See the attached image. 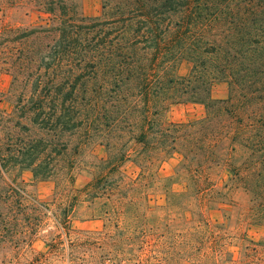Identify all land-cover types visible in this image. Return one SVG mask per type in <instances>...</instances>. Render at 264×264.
Listing matches in <instances>:
<instances>
[{"label":"trees","instance_id":"1","mask_svg":"<svg viewBox=\"0 0 264 264\" xmlns=\"http://www.w3.org/2000/svg\"><path fill=\"white\" fill-rule=\"evenodd\" d=\"M99 1L102 15L95 18L79 14L75 0L9 2L40 20L0 33V69L12 77L0 98V207L12 210L28 200L9 181L11 172L31 170L35 180L54 174L56 147L30 135L37 127L78 133L76 153L93 143L116 153L108 174L81 190L74 189V167H68L74 195L58 223L68 228L83 203L102 204L101 215L117 220L118 184L110 175L150 150L156 136L174 143L193 137L187 130L192 124L163 121L180 104H204L202 137L214 149L228 143L240 154L244 161L236 180L264 207V0ZM185 64L189 72L181 75ZM219 82L228 84L229 95L214 100ZM5 99L10 112L2 110ZM5 216L0 213V242L20 250L25 241ZM39 217L36 230L43 223ZM258 218L264 220V211Z\"/></svg>","mask_w":264,"mask_h":264},{"label":"rangeland","instance_id":"2","mask_svg":"<svg viewBox=\"0 0 264 264\" xmlns=\"http://www.w3.org/2000/svg\"><path fill=\"white\" fill-rule=\"evenodd\" d=\"M10 1L0 0V33L4 27L25 29L40 20L37 13L11 7ZM75 2L85 17L102 15L99 0ZM188 72L189 66L183 65L180 74ZM11 82V75L0 69L1 99ZM228 95L227 83L213 87L212 99ZM11 107L5 99L2 110L10 112ZM206 112L204 104L173 106L163 121L192 124L187 130L193 137L174 143L156 136L150 150L138 159L132 156L109 177L118 184L113 196L119 205L117 220L101 215L102 204L83 203L75 208L68 228L57 219L74 195L68 189V167H74V189L81 190L108 174L116 153L98 143L76 153L78 133H44L32 127L31 136L56 147L50 164L54 174L35 180L31 170L10 173L9 181L14 180L28 200L12 210L1 206L0 213L8 215L6 221L25 245L18 250L0 242V264H264V220L258 218L264 207L259 208L253 194L236 180L244 161L240 154L232 153L228 143L214 149L202 137L205 128L199 122ZM40 215L43 223L36 230Z\"/></svg>","mask_w":264,"mask_h":264}]
</instances>
